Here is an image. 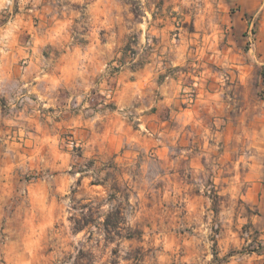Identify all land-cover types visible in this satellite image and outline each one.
<instances>
[{
	"label": "rangeland",
	"instance_id": "rangeland-1",
	"mask_svg": "<svg viewBox=\"0 0 264 264\" xmlns=\"http://www.w3.org/2000/svg\"><path fill=\"white\" fill-rule=\"evenodd\" d=\"M0 264H264V0H0Z\"/></svg>",
	"mask_w": 264,
	"mask_h": 264
},
{
	"label": "trees",
	"instance_id": "trees-1",
	"mask_svg": "<svg viewBox=\"0 0 264 264\" xmlns=\"http://www.w3.org/2000/svg\"><path fill=\"white\" fill-rule=\"evenodd\" d=\"M94 211L91 210V216H88L86 214H83L82 219H75V230L80 232L83 231L87 226L94 223L93 214ZM90 218V219H89ZM121 224V212L119 210L116 211H110L108 214L104 215V221L101 223V225L104 227L105 231L107 232H116L119 233L120 231V225ZM132 234L128 236L129 239L134 238Z\"/></svg>",
	"mask_w": 264,
	"mask_h": 264
}]
</instances>
